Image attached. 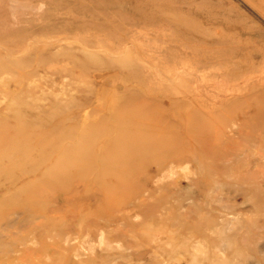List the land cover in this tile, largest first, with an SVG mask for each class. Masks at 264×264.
I'll return each instance as SVG.
<instances>
[{
	"label": "rangeland",
	"instance_id": "374dc122",
	"mask_svg": "<svg viewBox=\"0 0 264 264\" xmlns=\"http://www.w3.org/2000/svg\"><path fill=\"white\" fill-rule=\"evenodd\" d=\"M0 264H264V0H0Z\"/></svg>",
	"mask_w": 264,
	"mask_h": 264
}]
</instances>
